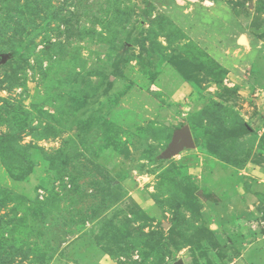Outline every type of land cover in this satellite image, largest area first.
<instances>
[{
    "label": "rangeland",
    "instance_id": "374dc122",
    "mask_svg": "<svg viewBox=\"0 0 264 264\" xmlns=\"http://www.w3.org/2000/svg\"><path fill=\"white\" fill-rule=\"evenodd\" d=\"M195 259L264 264V0H0V264Z\"/></svg>",
    "mask_w": 264,
    "mask_h": 264
},
{
    "label": "trees",
    "instance_id": "16d2710c",
    "mask_svg": "<svg viewBox=\"0 0 264 264\" xmlns=\"http://www.w3.org/2000/svg\"><path fill=\"white\" fill-rule=\"evenodd\" d=\"M213 135L216 139H228V138H237L243 134L242 130L237 129H222L217 132H209ZM27 166L29 167V174L31 173V165L27 163ZM208 244L217 253V256L219 259L225 258V252L223 251V245L219 242V240L216 238L215 234H211L208 239ZM194 264H199V262L195 259L193 261Z\"/></svg>",
    "mask_w": 264,
    "mask_h": 264
},
{
    "label": "water",
    "instance_id": "95a60500",
    "mask_svg": "<svg viewBox=\"0 0 264 264\" xmlns=\"http://www.w3.org/2000/svg\"><path fill=\"white\" fill-rule=\"evenodd\" d=\"M244 36L240 38V42L244 43L243 41ZM246 43V42H245ZM195 146L194 136L190 128H186L182 131L176 133L173 143L169 149V155L173 156L178 151H180L184 147ZM173 264H185L183 260H179Z\"/></svg>",
    "mask_w": 264,
    "mask_h": 264
}]
</instances>
